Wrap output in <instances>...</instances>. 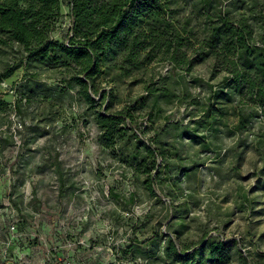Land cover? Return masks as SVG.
Masks as SVG:
<instances>
[{"label":"rangeland","instance_id":"obj_1","mask_svg":"<svg viewBox=\"0 0 264 264\" xmlns=\"http://www.w3.org/2000/svg\"><path fill=\"white\" fill-rule=\"evenodd\" d=\"M178 1L199 36L222 15L264 47V0ZM70 3L51 33L65 44ZM223 60L128 77L105 65L89 104L66 82L74 70L29 62L0 35V74L15 68L0 76V264H213L209 248L184 263L169 250L200 249L206 232L229 243V264H264V109Z\"/></svg>","mask_w":264,"mask_h":264},{"label":"trees","instance_id":"obj_2","mask_svg":"<svg viewBox=\"0 0 264 264\" xmlns=\"http://www.w3.org/2000/svg\"><path fill=\"white\" fill-rule=\"evenodd\" d=\"M61 1L0 0V35L20 45L29 62L74 70L66 82L76 83L87 103H97L90 90L105 65L128 77L132 71L165 61L190 71L195 63L222 55L235 90L240 94L245 90L264 109V47L252 42L245 23L236 26L222 15L213 22L208 13L209 21L199 36L191 20L179 16L180 9L174 7L178 0H71L72 36L65 44L51 37ZM14 70L0 74L1 78L10 77ZM98 121L108 134L120 125L119 120L102 114ZM201 244L187 253L170 241L169 250L180 263L198 261L197 253L207 248L213 264L230 263L229 243L208 240Z\"/></svg>","mask_w":264,"mask_h":264},{"label":"crops","instance_id":"obj_3","mask_svg":"<svg viewBox=\"0 0 264 264\" xmlns=\"http://www.w3.org/2000/svg\"><path fill=\"white\" fill-rule=\"evenodd\" d=\"M209 238H211V236H210V234L209 233H205V237L203 238V244L205 243V242H207L208 240H209Z\"/></svg>","mask_w":264,"mask_h":264}]
</instances>
